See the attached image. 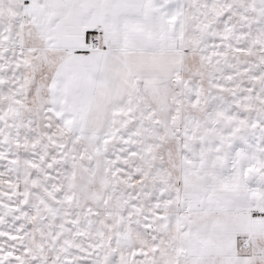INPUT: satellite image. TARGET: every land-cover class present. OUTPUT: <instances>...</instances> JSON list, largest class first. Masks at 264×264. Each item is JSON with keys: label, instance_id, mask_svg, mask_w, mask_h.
<instances>
[{"label": "snow or ice", "instance_id": "obj_1", "mask_svg": "<svg viewBox=\"0 0 264 264\" xmlns=\"http://www.w3.org/2000/svg\"><path fill=\"white\" fill-rule=\"evenodd\" d=\"M0 264H264V0H0Z\"/></svg>", "mask_w": 264, "mask_h": 264}]
</instances>
